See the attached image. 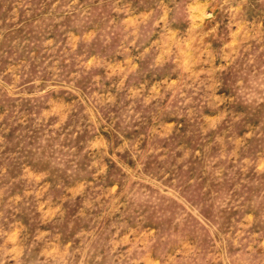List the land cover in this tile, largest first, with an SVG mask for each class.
<instances>
[{
  "label": "rangeland",
  "instance_id": "1",
  "mask_svg": "<svg viewBox=\"0 0 264 264\" xmlns=\"http://www.w3.org/2000/svg\"><path fill=\"white\" fill-rule=\"evenodd\" d=\"M0 264H264V0H0Z\"/></svg>",
  "mask_w": 264,
  "mask_h": 264
}]
</instances>
